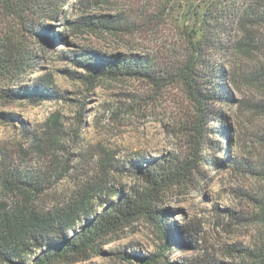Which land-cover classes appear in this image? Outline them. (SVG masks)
<instances>
[{
    "label": "rangeland",
    "instance_id": "1",
    "mask_svg": "<svg viewBox=\"0 0 264 264\" xmlns=\"http://www.w3.org/2000/svg\"><path fill=\"white\" fill-rule=\"evenodd\" d=\"M204 5L203 0H44L28 21V30L44 29L40 38L25 32L0 0V37H17L30 59L22 71L0 74V92L10 94L0 99V204L15 208L21 196L13 184L21 181L29 183L26 198L41 215L62 210L86 191L99 213L98 202L126 193L152 160L191 159L192 108L181 82L167 75L199 56L200 74L230 98L214 105L226 129L213 139L219 148L205 145L202 152L219 159L220 166H199L192 183L162 198L159 208L172 212L167 225L179 245L156 264H254L264 241L259 215L264 208V22L247 24L252 40L245 50L234 46L244 38L235 23L226 39L221 36L225 43L219 49L198 45ZM90 55L104 66L146 59L164 79L154 83L123 74L90 82L84 65ZM120 235L99 254L74 264H141L136 257L158 254L162 244L146 218ZM34 252L30 244L21 258L2 255L0 264H25Z\"/></svg>",
    "mask_w": 264,
    "mask_h": 264
},
{
    "label": "trees",
    "instance_id": "2",
    "mask_svg": "<svg viewBox=\"0 0 264 264\" xmlns=\"http://www.w3.org/2000/svg\"><path fill=\"white\" fill-rule=\"evenodd\" d=\"M42 1L44 0H2V6L21 22L25 32L43 38L44 29H36V32H33V29L28 30L31 26L28 21L37 15L36 10L41 8ZM203 1L205 3L201 16L203 35L202 40H199L197 44L211 43L213 48L219 49L225 43L221 36L226 39L225 37L229 36L228 26L232 28L235 23L238 30L244 33V38L234 46L242 50L248 48L252 40V32L247 24L251 23V19L256 24L264 22V0ZM20 42L15 36L0 37L1 75L22 71L29 65L26 62L30 59L26 58V50ZM191 44L198 55V45L193 41ZM198 59L199 56L188 57L179 67L173 69V75H167L181 82L192 108L187 128V136L193 143L191 159L179 161L176 158L162 157L152 160L146 167L141 168L136 183L126 193L117 195L115 201L98 202V208H102L99 213L91 207L93 194L86 191L76 195L62 210L41 215L26 198L24 187H27L29 183L18 181L13 184L11 182L21 196V200L15 203L14 209H7L5 204H0V256L12 255L21 258L32 244L36 252L25 264L83 262L99 254L104 246L116 241L127 227L140 218L148 219L162 239L158 254L150 257H136L141 264H156L166 252L172 251L176 245H179L173 241L172 231L167 225L172 212L165 208L160 209L159 205L167 192L192 183L195 174L199 173V166L219 168V159L210 160L202 155V152L205 150V145L215 150L219 148V144L213 139L225 135L226 129L221 121L223 116L214 105L228 102L230 99L220 84L216 86L207 74H200L197 66ZM84 61L88 71L86 78L90 82L95 81L97 76L115 78L123 74L148 79L154 83L164 79L156 75L154 65L146 59L129 61L123 59L104 66L94 63L93 56L90 55ZM23 95L30 96L31 99L40 97L35 92L29 94L23 92ZM9 96L10 94L0 92V99L10 98ZM12 184L5 182L6 187ZM259 215L264 231L263 207ZM80 218H84V225L78 230H72ZM69 230H72L71 234L67 233ZM52 234H57L55 239L47 241L46 238ZM254 258V264H264V241L256 250Z\"/></svg>",
    "mask_w": 264,
    "mask_h": 264
}]
</instances>
